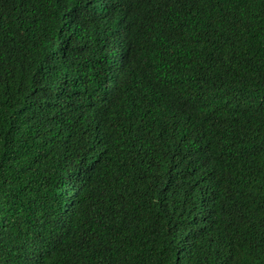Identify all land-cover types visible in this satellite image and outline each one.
Listing matches in <instances>:
<instances>
[{
  "label": "trees",
  "instance_id": "16d2710c",
  "mask_svg": "<svg viewBox=\"0 0 264 264\" xmlns=\"http://www.w3.org/2000/svg\"><path fill=\"white\" fill-rule=\"evenodd\" d=\"M0 264H264V0H0Z\"/></svg>",
  "mask_w": 264,
  "mask_h": 264
}]
</instances>
